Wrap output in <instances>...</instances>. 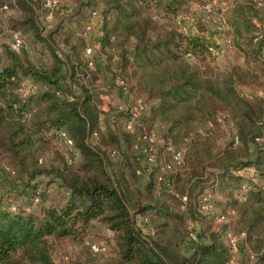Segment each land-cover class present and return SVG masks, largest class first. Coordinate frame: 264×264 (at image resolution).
I'll return each instance as SVG.
<instances>
[{
  "label": "trees",
  "instance_id": "16d2710c",
  "mask_svg": "<svg viewBox=\"0 0 264 264\" xmlns=\"http://www.w3.org/2000/svg\"><path fill=\"white\" fill-rule=\"evenodd\" d=\"M43 1L0 0V6L18 11L6 29L47 44L53 58L50 70L43 72L24 66L20 52L8 48L0 63V173L13 183L0 191V264H52L54 244L79 242L92 223L112 233L106 264H231L221 236L225 229L244 233L239 254L247 242L248 264H264V185L253 182L264 181V143L257 142L264 132V96L246 97L236 89L264 85V57L236 44L242 61L227 63L219 72L211 65L203 36L164 27L162 19L206 0H80L64 24L41 34L36 10H47ZM99 4L101 47L114 45L118 51L113 78L120 76L132 95L147 103L144 125L160 122L173 147L182 151L171 171L148 173L142 190L136 186L137 161L119 148L120 141L130 146L139 128L124 131L108 109L102 111L99 127V91L93 80L111 88L113 80H100L94 70L85 82L74 74L81 66L83 43L73 37V29ZM237 17L246 31L254 28L247 17ZM59 42L69 49L68 80L66 69L60 71ZM219 116L234 128L237 145L219 143ZM114 126L122 129L120 137ZM58 130L72 140L77 156L67 162L54 150L57 163L45 168L42 157L54 146ZM91 133L94 144L86 142ZM41 179L45 182L37 193ZM207 189L220 207L215 218L222 220L214 224L215 218H209L202 239L184 252L189 225L200 209L198 196ZM23 193L24 201L17 203ZM106 251L107 246L104 252H90Z\"/></svg>",
  "mask_w": 264,
  "mask_h": 264
},
{
  "label": "rangeland",
  "instance_id": "374dc122",
  "mask_svg": "<svg viewBox=\"0 0 264 264\" xmlns=\"http://www.w3.org/2000/svg\"><path fill=\"white\" fill-rule=\"evenodd\" d=\"M78 1L80 0H59V6L56 10V13L54 14V19L49 22H43L42 20L40 22L43 23V29L41 28L40 22L37 19L36 22L38 24V27L40 30H42L41 34H46L47 31H53L55 28H57L58 24H64L65 18L71 14L72 10L76 7ZM206 1H212L219 3L220 1L223 4L224 10H223V17L226 21L227 27L223 28V30L220 28V22H219V14L215 11L213 14H211L210 19L207 21H203L202 14H201V8L198 3H192L190 5V8H188L185 11H182L178 13L177 15L181 14L184 15L186 18L184 20L179 21L182 25L186 26L187 33L191 32L193 35H201L205 38L206 45H211L217 50L218 54L216 56H212L210 58L211 65L215 66L219 72L225 69V65L227 63L231 62H241V55L238 53L237 46H241L243 50H251L252 53L257 54L260 58L264 57V41H260L258 43H251L249 40V36L254 35L255 33H264V0H249V3L244 0H206ZM256 1L260 2L261 5H256ZM246 2V3H245ZM103 8L102 4H99L98 7L94 10L99 17L100 24L102 22V16L101 13ZM18 11L16 8L13 7H7L6 10L0 9V63L3 64L6 60V54L8 50V40H9V33L6 32V28H8V25H11V21L16 19L18 16ZM240 14L241 16L247 17L251 23L254 25V28L246 31V28L244 27V24L241 22H238L237 15ZM237 17V18H236ZM161 21L163 22L164 27L174 29L178 31V24L176 23V18L168 19L164 18ZM187 22H190L191 25H186ZM41 23V24H42ZM72 24V23H71ZM47 25V29L45 27ZM70 28H67V32L71 30L72 25H69ZM193 26V28H191ZM189 27V28H188ZM237 28V30H235ZM213 30V31H212ZM179 32V31H178ZM20 33L23 35V38L25 40L26 48L22 50V52L19 53L18 59L21 61V63L25 65H31L36 70H40L43 72H47L50 70V66L53 62L52 54L49 49V46L45 43L39 44L38 42L34 41L33 38L28 36L27 33H23L20 31ZM231 38V42L228 44L224 43V39ZM57 40V36L54 37L53 40ZM73 38L68 41L71 44L73 43ZM114 40V39H113ZM112 40V41H113ZM111 41V42H112ZM249 45H247L248 43ZM55 43V41H54ZM247 43V44H245ZM76 44V42H74ZM236 44H239L236 46ZM260 44V46H259ZM103 47V48H102ZM99 46L96 49L97 56H104V62L101 61L102 65H95L94 71L99 73L97 74L98 78L100 80L111 83L113 80V72L115 73L118 68H116V57L118 55V51L114 45L112 46ZM241 49V50H242ZM262 60V59H260ZM260 60H258L260 62ZM60 69L63 67L64 69L67 68L65 65L66 63H59ZM60 71L63 72L61 69ZM59 71V73H60ZM63 74V73H62ZM62 76V75H60ZM65 76V75H64ZM115 76V75H114ZM63 77V76H62ZM112 78V79H110ZM260 80H262L260 78ZM236 89L240 95L249 97L250 94H253L255 96L262 97L264 96V85L262 83L254 86V87H240L236 86ZM25 91V88H24ZM76 90L74 89L73 92ZM108 112L110 114L115 112V108L109 106ZM145 127H154L157 129V134L160 135V138L158 139V144H162L165 138V129L160 127V122L158 121H148ZM113 130H117V134L120 137V134L123 132L120 127H112ZM222 130V136L219 139L220 144H228L231 142L230 136L231 133L234 132V128H229L226 125H221ZM261 136L257 140V142L264 143V132H262ZM133 136L130 137V146L126 147L125 142L119 143V148L122 149L125 152V155L129 159L135 160L136 162V144L137 139L136 135L132 134ZM237 145V144H235ZM250 148H253V144L249 145ZM239 147V146H238ZM56 150L59 153H67L68 150L65 148L59 141L55 140V144L52 148L46 150V153L44 154V158L46 160L45 168H48L51 165H55L57 163V160L54 159L53 152ZM136 165V163H135ZM156 169H153V171ZM154 174V173H153ZM148 175H144L142 177H139V179L136 182L137 188L140 190L143 189L144 184ZM10 176L4 177L2 173H0V191L6 190V188L13 185L11 180L9 179ZM41 183L35 184V192H39L42 186L44 185L45 179H41ZM212 179L209 180L211 183ZM256 184H262L264 185V181L254 180ZM14 187V186H13ZM20 185H18V188ZM209 187V186H208ZM207 188V186H206ZM210 190V189H207ZM27 189H24L23 192H26ZM203 193V192H202ZM201 193V194H202ZM31 194V193H30ZM30 197V196H29ZM212 197V196H211ZM219 198V197H218ZM216 197V199L218 200ZM24 201V193L22 197L17 200V203H22ZM211 204H213V200L211 199ZM213 207V213H204L200 209L196 211L195 220L192 221L191 225L193 230H196L197 236L199 241L202 239L203 229L205 228L206 224L208 222H211L209 218H215L216 215L219 212L220 207H215L214 204ZM217 209V210H216ZM228 215H232L229 211L226 212ZM141 217L137 216L135 217V223L138 225L142 222ZM227 218V217H226ZM215 221L214 224L220 222L216 218L213 220ZM212 223V222H211ZM111 232L107 229H105L103 226L92 223L90 225L89 230L87 233L82 237V240L75 243H70L68 241L55 243L53 247L52 252V264H61L64 257L67 258V261L69 264H106L107 257L112 254V241H111ZM222 236V235H221ZM222 238V237H221ZM88 240H93L94 242H101L103 244H106L107 251L104 254H93L91 253L86 247L85 242ZM243 250L240 252L237 261L231 262V264H248L245 256L247 253V250H250L249 245L247 242L244 243ZM187 248V247H186ZM185 248L184 252L188 251Z\"/></svg>",
  "mask_w": 264,
  "mask_h": 264
},
{
  "label": "built area",
  "instance_id": "2783aa9c",
  "mask_svg": "<svg viewBox=\"0 0 264 264\" xmlns=\"http://www.w3.org/2000/svg\"><path fill=\"white\" fill-rule=\"evenodd\" d=\"M58 0H44L43 7L47 10L42 12L41 10H36L38 14L39 22L42 20L43 22H49L54 19V14L58 8ZM256 5H261L260 2L256 1ZM202 20L207 21L210 19L211 14L215 11L219 14V22L220 28L227 27V23L222 16L223 14V4L220 1L219 3L206 1L200 5ZM1 10H6L7 6L2 4L0 6ZM176 23L178 24V31L186 34L187 28L182 25L179 21L184 20L186 17L184 15H176ZM40 22L41 28L43 29V23ZM100 20L98 14L95 11H90L86 17V20L78 27L73 29V37L78 38L82 41V46L79 49V61L81 62V66H79V70L74 68V74L77 78H80L83 82L86 79H90L91 72L94 70L95 65H102L101 61L104 62V56H97L96 49L97 47L103 45V31L100 26ZM47 29V25H45ZM9 32V40H8V48L14 53H19L23 49L26 48L25 40L21 34L18 32L10 31ZM113 38L110 37L109 40ZM264 39V33H255L251 35L249 40L251 43H257L260 40ZM231 42V38L224 39V43L228 44ZM207 51L212 55L216 56L218 54L217 50L211 45H207ZM57 52L61 56L63 63L67 62L65 54L69 53L68 47L62 42L57 43ZM71 72L68 68H66V78L68 80ZM94 84L97 85L99 91V99L96 102V107L99 110L98 113V123L101 128V116L102 111H106L109 106L115 108V112L113 113L118 118L120 126L124 131L132 132L135 127L139 128V133L137 135V144H136V161L137 168L135 169V173L142 177L144 175H148L153 169L161 170V171H171L173 163H179L181 149L173 147L170 140L167 138L165 134L164 141L162 144H158V139L160 135L157 134V129L154 127H145L143 121L148 116V105L147 103L139 98L132 95L131 91L128 88V85L124 82V80L115 75L113 78V87L111 88L109 85L100 82L98 79H94ZM31 89H35L34 86H31ZM114 116L110 117L113 118ZM217 121L220 124L226 125L231 128L230 122L224 120L222 117H218ZM161 125V124H160ZM160 127L163 128L161 125ZM57 138L65 148H67L68 152L64 153V156L67 162L77 156L76 150L72 147V140L65 134L64 131L58 130L56 132ZM95 133H91L86 137V142L90 144H94L95 142ZM230 140L235 145L237 144V137L234 132L231 133ZM114 155L117 154V151L113 152ZM157 178V171L154 172V177ZM246 190V186L241 185L240 192H244ZM182 200H185V196L181 197ZM198 201L201 203L200 210L204 213H208L211 211V203H210V192L208 190H204L202 194L198 196ZM217 220H222V216H219ZM145 231V230H144ZM222 237L228 247V250L231 255V262L237 261V257L239 255V248L242 245V241L244 238L243 232L234 233L230 229H225L222 233ZM198 236L196 230L192 229V226L189 225V232L186 238L185 246L188 251L192 250L193 247L198 242ZM244 242V241H243ZM86 245H88L90 251L94 253L104 252L106 250V245L101 242H90L86 241ZM61 264H69L67 258L64 257Z\"/></svg>",
  "mask_w": 264,
  "mask_h": 264
},
{
  "label": "crops",
  "instance_id": "0c3cea01",
  "mask_svg": "<svg viewBox=\"0 0 264 264\" xmlns=\"http://www.w3.org/2000/svg\"><path fill=\"white\" fill-rule=\"evenodd\" d=\"M189 8H190V6H189ZM186 25L190 26L191 23H190V22H187ZM227 25L229 26V24H227ZM188 28H189V27H188ZM191 28H193V26H192ZM212 31H213V30H212ZM188 34H191V35H192L193 33L189 32Z\"/></svg>",
  "mask_w": 264,
  "mask_h": 264
}]
</instances>
